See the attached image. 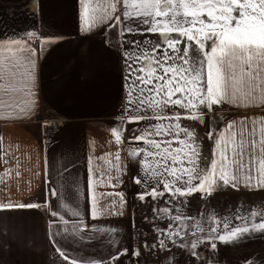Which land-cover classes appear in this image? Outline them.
<instances>
[{
  "label": "snow or ice",
  "instance_id": "snow-or-ice-1",
  "mask_svg": "<svg viewBox=\"0 0 264 264\" xmlns=\"http://www.w3.org/2000/svg\"><path fill=\"white\" fill-rule=\"evenodd\" d=\"M31 2L35 9L37 0ZM79 3L83 33L104 26L105 31L121 29L117 31L118 42L121 36L144 37L124 41L129 45L122 53L128 104L122 107L111 136L121 146L128 144L129 135L132 141H143V147L127 149V156L142 166V173L133 178L144 189L137 194L138 199L144 201L150 196L155 202L168 195L165 205H180L153 209L156 219H168L169 225L166 230L157 227V241L144 246L149 252H168L164 259L176 264L170 246L187 249L194 260L203 261L198 251L201 246L216 251V241L235 244L255 233H264V205L260 206L261 211L250 209L246 215L225 216L222 220L213 216L215 226L205 230L194 218L190 226L185 224L188 217L184 215L181 199L194 192H201L203 198L229 186L237 190L264 189V117L233 120L218 132L209 127L205 136L215 145L211 157L204 156L202 137L197 132L198 124L209 126L212 120L219 119L212 115L217 106L264 107V0H79ZM36 40L37 32L32 30L21 37L13 36L10 46L0 43V48H6L9 53L0 57V77L5 71L4 60L9 61V68L19 67L21 62L35 67L37 48L33 42ZM28 93L33 94L31 88ZM185 120L194 123H183ZM141 122L143 127L125 134L126 123ZM107 157H113L108 160L111 168L97 164L90 172L93 177L119 182L123 167L120 151L101 155L97 160L105 161ZM208 160L210 167L206 164ZM16 175H20L19 171ZM103 182L104 179L95 180L96 184ZM89 188L94 192L91 184ZM49 193L56 195L51 186ZM118 195L123 202L124 194ZM116 203L111 201L97 207L99 199L93 196L91 218L112 215ZM15 207L37 208L39 204ZM61 207L72 217L83 216L78 206L62 204ZM49 211L51 217L69 224L57 210L49 208ZM116 211L119 213V209ZM233 220L243 223L232 226ZM72 225L71 231L77 235L81 226L87 227L83 219L72 221ZM189 227L195 229L194 238L185 239ZM95 231L108 235L116 229ZM65 232H69L67 227ZM57 251L68 259L62 248L57 247ZM128 252L127 247L118 248L109 261L87 264H118ZM132 254L139 257L141 252L134 249ZM71 264H76L75 260ZM208 264L212 262L209 260ZM244 264H256V261L248 258Z\"/></svg>",
  "mask_w": 264,
  "mask_h": 264
},
{
  "label": "crops",
  "instance_id": "crops-1",
  "mask_svg": "<svg viewBox=\"0 0 264 264\" xmlns=\"http://www.w3.org/2000/svg\"><path fill=\"white\" fill-rule=\"evenodd\" d=\"M79 14V0H37L35 9L31 0H0V43L10 46L13 36L37 32L35 67L21 62L19 67L9 68V61L4 60L5 71L0 77V264L109 261L118 248H129L133 238L134 202L144 189L133 182L142 166L127 156V149L136 147L135 143L143 147V141H132L129 135L131 129L143 127V122L124 125L129 142L123 146L114 143L111 128L128 104L122 53L129 45L124 41L144 37L121 36L119 41L124 43L119 50L117 29L105 31L101 26L83 33ZM8 55L6 48H0V57ZM22 109L27 111L22 113ZM212 115L219 119L209 126L197 125L205 157H211L215 147L205 136L209 127L218 132L233 120L264 117V107L217 106ZM50 121L57 122L58 128L46 138L42 134ZM117 150L123 164L119 182L93 177L90 169L97 164L105 169L112 166L108 160L113 157L105 161L97 157ZM206 164L210 167V160ZM97 178L104 182L96 184ZM49 186L56 195L49 193ZM229 188L242 193L264 191ZM119 193L124 194L123 202ZM93 196L99 199L97 207L116 201L113 214L92 219ZM29 203L39 207H15ZM62 204L78 206L83 216L72 217ZM49 208L64 215L69 224L51 217ZM80 219L87 227L81 226L77 235L71 231L72 221ZM98 228L116 232L104 235L95 231ZM57 247L64 250L67 260ZM118 264H123L121 258Z\"/></svg>",
  "mask_w": 264,
  "mask_h": 264
},
{
  "label": "rangeland",
  "instance_id": "rangeland-1",
  "mask_svg": "<svg viewBox=\"0 0 264 264\" xmlns=\"http://www.w3.org/2000/svg\"><path fill=\"white\" fill-rule=\"evenodd\" d=\"M116 42V46L120 50L121 43L117 39ZM202 196L201 192H194L190 196L181 199L185 205L183 208L184 215L188 217L185 224L190 226L194 218L200 222L205 230L209 226H215V221L211 219L213 216L216 217V220H222L225 216L246 215L250 209L261 211L260 206L264 205V191L242 193L229 187H224L208 196L203 198ZM168 199V195H165L162 199L154 202L149 196L144 201L134 202V234L128 248V254L121 257L123 264H169L164 259L165 256L169 255L168 252L156 250L149 252L148 248L144 246L145 243L151 245L157 241L159 236L156 230L157 227L166 230L169 225L168 219H156L153 209L157 206L180 207L178 203L165 205V201ZM172 214L174 215L175 213ZM174 223L179 226L178 222ZM242 223L240 220H233L232 226ZM193 231L195 229L189 227L188 236L185 239L194 238L192 236ZM181 235H183V232H181ZM199 235L203 236L204 233H199ZM216 243V251H211L207 246H201L198 249L203 261L194 260L189 254V250H182L174 246H170L172 248L171 255L175 256L176 264H208L209 260L212 264H244V261L248 258L254 259L256 264L264 261V233H255L235 244H225L219 241H216ZM134 249H138L141 252L139 257L132 254Z\"/></svg>",
  "mask_w": 264,
  "mask_h": 264
},
{
  "label": "built area",
  "instance_id": "built-area-1",
  "mask_svg": "<svg viewBox=\"0 0 264 264\" xmlns=\"http://www.w3.org/2000/svg\"><path fill=\"white\" fill-rule=\"evenodd\" d=\"M116 48L118 49V47H116ZM57 128H58L57 122L50 121L48 123L47 127L45 128V130L43 131L42 136L46 137V138L52 137L56 133ZM133 146L142 147V143H135Z\"/></svg>",
  "mask_w": 264,
  "mask_h": 264
}]
</instances>
